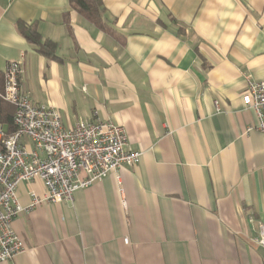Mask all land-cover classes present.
<instances>
[{"label": "crops", "instance_id": "crops-1", "mask_svg": "<svg viewBox=\"0 0 264 264\" xmlns=\"http://www.w3.org/2000/svg\"><path fill=\"white\" fill-rule=\"evenodd\" d=\"M101 1L119 37L69 0H0V70L19 62L34 104L65 126L121 124L141 152L68 201L19 182L23 247L0 264H264V134L242 100L247 80H264V0Z\"/></svg>", "mask_w": 264, "mask_h": 264}, {"label": "built area", "instance_id": "built-area-1", "mask_svg": "<svg viewBox=\"0 0 264 264\" xmlns=\"http://www.w3.org/2000/svg\"><path fill=\"white\" fill-rule=\"evenodd\" d=\"M20 73L19 62L7 63L0 94L15 108V131L5 136L0 124V261L12 259L23 247L11 227L23 209L16 197L19 182L37 179L45 188L47 201H68L76 189L124 165L132 166L141 155L140 151L126 149L127 133L121 124L82 120L63 125L54 107L36 105L23 92ZM242 100L255 117L248 130L264 134V80H247ZM31 196V207L42 201L33 191ZM255 241L264 247V223Z\"/></svg>", "mask_w": 264, "mask_h": 264}, {"label": "trees", "instance_id": "trees-1", "mask_svg": "<svg viewBox=\"0 0 264 264\" xmlns=\"http://www.w3.org/2000/svg\"><path fill=\"white\" fill-rule=\"evenodd\" d=\"M70 6L80 15L95 24L101 30L113 37H119L118 33L106 22L104 17V8L101 0H69ZM16 29L34 48L48 58H56V43L49 39H42L35 21L25 23L19 21L16 23ZM3 71L0 70V94L3 91ZM14 106L5 101L0 96V124L4 129L5 136H9L15 131L13 123ZM1 149V145H0Z\"/></svg>", "mask_w": 264, "mask_h": 264}]
</instances>
